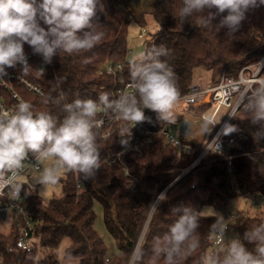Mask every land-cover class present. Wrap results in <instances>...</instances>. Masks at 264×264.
<instances>
[{"label": "trees", "instance_id": "trees-1", "mask_svg": "<svg viewBox=\"0 0 264 264\" xmlns=\"http://www.w3.org/2000/svg\"><path fill=\"white\" fill-rule=\"evenodd\" d=\"M148 1L150 9L146 13L103 0L104 10L98 11L94 18L99 23L97 30L105 33L101 42L91 51L80 54L58 52L51 63L36 54L34 64L43 63L46 70L32 79L45 88V94L38 97L23 91L25 100L35 111H47L62 119V106L44 103L46 97L63 92L62 103H70L76 98L97 99L101 92H108L113 99L120 78L131 82L130 23L147 26V14L154 18L159 30L144 40L143 53L159 46L169 50V55L161 59L173 67L181 95L188 93L193 84L195 69L202 67L210 71L217 83L223 75L236 76L242 67L256 62L264 53V6L250 11L240 31L228 36L226 28L217 30L214 26L219 23V16L214 25L197 27L198 18L206 12L194 13L181 22L179 10L183 0ZM25 51L32 49L25 44ZM109 63L122 64L123 71H118L116 76L107 74ZM144 111L148 119L141 123L149 133L138 132L132 122L122 121L123 127L132 128L134 135L127 146L121 144L119 132L103 139L104 131L99 129L97 143L102 164L94 179L85 180L81 174L66 170L61 179L62 195L47 203L36 185L23 183L22 193L35 222L33 253L27 257L7 252L17 236H7L0 220L2 264H62L58 250L65 240L70 242L65 257L71 253L76 264H164L163 256L153 261L152 239L168 232L177 218L172 209L179 206L197 210L213 207L225 218L227 214H234L221 244H215L216 237L211 233L216 216L202 214L197 230L199 247L186 255L181 264H201L204 255L222 257L230 239L236 237L254 252L255 244L243 241V237L246 231L264 221V215L248 216L244 210L232 209L231 204L247 193L264 198V140L255 136L260 125L253 124L242 108L231 123L237 130L226 133L227 142L234 139L233 144L227 143V153H211L193 165L201 150L193 147L182 152L160 133L170 123L159 120L157 113L149 109ZM118 152L121 158L115 162L103 160ZM160 196H165L161 198L163 201H158ZM95 200L104 208V222L119 244V254H108L104 240L94 228ZM154 202H158L159 210L154 211ZM138 245L144 255L136 261Z\"/></svg>", "mask_w": 264, "mask_h": 264}, {"label": "clouds", "instance_id": "clouds-1", "mask_svg": "<svg viewBox=\"0 0 264 264\" xmlns=\"http://www.w3.org/2000/svg\"><path fill=\"white\" fill-rule=\"evenodd\" d=\"M261 6L264 0H183L179 19L183 22L194 13L206 12L197 23V27L206 28L214 25L213 21L219 16V23L214 26L217 30L226 28V35L230 36L240 31L250 11ZM103 10V0H0V79L7 75V68L18 64L22 65V76L31 69L25 44L48 63L58 52L72 55L91 51L105 36L97 30L99 23L94 22L97 12ZM225 12L227 14L223 15ZM168 55L169 50L159 46L130 61L133 94L110 99L108 92H101L97 99L76 98L70 103H62L63 92L56 97H46L44 103L62 106V119L47 111H35L27 101H21L11 114L0 109V198L5 196L4 189L19 198L24 190L22 176L26 172H32L33 183L41 185L42 191L56 185L63 170L79 173L85 180L94 179L102 164L97 143L104 123L98 119L102 109L117 120L135 124L148 119L145 109L157 113L161 121H174L181 94L173 67L166 59H161ZM248 93L246 89L241 94V103L250 121L260 125L255 136L264 140V81L258 82ZM131 129L125 126L119 130L124 146L129 144ZM236 130L234 125L227 127L228 132ZM30 156L36 161L35 165L29 160ZM48 161L52 163L40 167ZM162 197L165 196L158 197V201H163ZM153 208L159 210L156 202ZM209 209L213 208H173L172 214L177 218L168 232L152 239L153 261L163 256L164 264H181L186 255L196 251L200 244L197 235L200 218ZM228 226V219L217 213L211 233L223 240ZM243 241L254 243V252L249 251L239 237L231 238L222 257L204 255L201 264H264V221L246 231ZM143 255L138 245L136 261ZM75 261L71 253L66 254L64 264H75Z\"/></svg>", "mask_w": 264, "mask_h": 264}, {"label": "built area", "instance_id": "built-area-1", "mask_svg": "<svg viewBox=\"0 0 264 264\" xmlns=\"http://www.w3.org/2000/svg\"><path fill=\"white\" fill-rule=\"evenodd\" d=\"M145 33L146 30L143 29L138 34V37L142 38ZM25 52L28 57V65L31 67L28 73L22 76V65L18 64L15 67L7 68V75L0 79V109L8 111L10 114L17 110V106L21 101H26L22 95L23 91L38 97H43L45 94V88L41 84L36 83L32 76L37 77L44 74L46 67L43 63L34 64L36 54L33 51ZM106 71L107 74L116 76L118 71H123V65L109 63ZM260 81H264V53L256 62L242 67L236 76L223 75L215 85L210 87L192 84L188 93L180 95V102L175 109V114L181 118L191 116L205 121L208 125L203 140L198 146L201 153L193 165L198 164L211 153H227V143H234L233 138L227 142V127L231 125L234 118L243 108L241 94L245 93L246 89L249 90L248 94H250L251 89L257 87ZM130 84L131 82L120 78V84L117 86L113 99L118 98L121 94L135 93V89L130 87ZM208 95L210 96L209 102L196 108L195 106L199 102L204 101ZM200 108L204 109L201 110ZM99 113L100 117L98 119L104 121L100 127L104 131L103 139L115 134V132H119L123 127V120L115 119L103 109ZM223 113L225 114L222 115ZM131 125L138 132L149 133V130L142 123L135 124L132 122ZM160 133L164 134L166 140L178 147L182 152H188L193 148V146L180 138L171 123L163 126ZM133 137L134 135L131 132L129 142L132 141ZM120 158L121 152H118L114 156H108L103 160L112 163ZM29 160L33 165L36 164V161L31 156ZM125 174L127 175L128 171ZM4 192L5 196L0 198V220L2 225H5L6 229H8L7 236L11 234L17 236L14 245L7 247V252L28 257L33 253L34 219L28 210V203L22 192L19 198L13 196L8 189H4ZM243 198L247 199L253 206L264 205V198L260 195L254 196L251 193H247ZM226 219H228L230 225L234 220V214H227ZM223 240L216 238L215 244H221ZM0 264H2L1 261Z\"/></svg>", "mask_w": 264, "mask_h": 264}, {"label": "rangeland", "instance_id": "rangeland-1", "mask_svg": "<svg viewBox=\"0 0 264 264\" xmlns=\"http://www.w3.org/2000/svg\"><path fill=\"white\" fill-rule=\"evenodd\" d=\"M114 4H117V7L120 8H126V6H129V8H135L136 11H143V12H149L150 5L148 0H110ZM128 10V9H126ZM147 20V26L141 27L138 24H136L134 21H131L130 23V31H129V37H128V43H129V54L128 58L133 59H139L140 55L144 51V40L149 36L150 33H155L159 30V25L154 21V18L150 15H146ZM145 29L147 32L144 34V38H139L138 34L140 31ZM193 82L195 84L200 85L201 87H210L215 85L214 81L212 80L211 83V72L208 70H205L204 68H198V71L194 73ZM223 113L222 115H224ZM52 161H48L45 164H41V168L50 165ZM66 170H63L60 174V180L56 185H50L48 186L46 191H42L41 185H36L39 195L42 197L43 201L47 203L49 200L58 198L62 195V180L65 177ZM23 183H33L32 179V172H26L24 176L22 177ZM35 185V184H34ZM206 208V207H205ZM213 208V207H211ZM231 208L236 211L244 210L245 214L248 216H254V217H260L264 215V205L262 206H253L250 204V202L243 197H238L232 201ZM94 212L96 215V219L94 222V228L97 230L101 238L104 240L108 254H119V244L116 240V238L109 232L107 229L105 222H104V208L102 204L95 200L94 202ZM220 214L221 212L215 208L206 210L203 214L209 215V216H216V214ZM2 231L5 234H8V229H6L5 225H1ZM69 241L65 240L61 244L58 250V258L62 264H64L65 261V249L69 245ZM77 260L75 261L76 264Z\"/></svg>", "mask_w": 264, "mask_h": 264}, {"label": "crops", "instance_id": "crops-1", "mask_svg": "<svg viewBox=\"0 0 264 264\" xmlns=\"http://www.w3.org/2000/svg\"><path fill=\"white\" fill-rule=\"evenodd\" d=\"M198 71L195 69L194 73ZM210 72V71H209ZM211 83H212V73H211ZM193 84H195L193 82ZM198 85V84H196ZM213 85V83H212ZM175 130V132L180 136V138L187 144L198 147L203 140L205 132L208 125L205 121L187 116L181 118L175 114L174 121L170 122Z\"/></svg>", "mask_w": 264, "mask_h": 264}, {"label": "water", "instance_id": "water-1", "mask_svg": "<svg viewBox=\"0 0 264 264\" xmlns=\"http://www.w3.org/2000/svg\"><path fill=\"white\" fill-rule=\"evenodd\" d=\"M209 100H210V96L208 95L204 101L199 102L195 107L196 108L201 107V106L205 105L207 102H209Z\"/></svg>", "mask_w": 264, "mask_h": 264}, {"label": "bare ground", "instance_id": "bare-ground-1", "mask_svg": "<svg viewBox=\"0 0 264 264\" xmlns=\"http://www.w3.org/2000/svg\"><path fill=\"white\" fill-rule=\"evenodd\" d=\"M158 203V202H157Z\"/></svg>", "mask_w": 264, "mask_h": 264}]
</instances>
